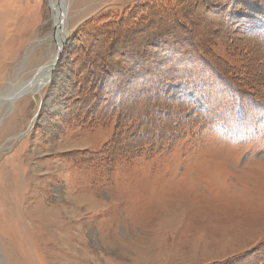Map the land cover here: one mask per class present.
Returning <instances> with one entry per match:
<instances>
[{
	"label": "rangeland",
	"instance_id": "obj_1",
	"mask_svg": "<svg viewBox=\"0 0 264 264\" xmlns=\"http://www.w3.org/2000/svg\"><path fill=\"white\" fill-rule=\"evenodd\" d=\"M65 2L50 80L12 103L57 45L50 0H0V264H264V114L215 102L264 108V0Z\"/></svg>",
	"mask_w": 264,
	"mask_h": 264
},
{
	"label": "trees",
	"instance_id": "obj_2",
	"mask_svg": "<svg viewBox=\"0 0 264 264\" xmlns=\"http://www.w3.org/2000/svg\"><path fill=\"white\" fill-rule=\"evenodd\" d=\"M162 7L160 6V5H156V6H154V7H152V8H150V10L147 12V14H148V19H146V21H141V22H143V23H145L146 24V27H148V26H150V25H152V24H154L153 22H158V21H161V15H162V13H161V9ZM135 19H136V17H134ZM158 18V21L156 20ZM158 24H159V22H158ZM124 25H125V23H124ZM148 25V26H147ZM161 25V24H160ZM143 26H139L138 28H142ZM120 30V29H119ZM261 32H263V31H261ZM124 35V33H122V34H120L119 33V37H122ZM127 39V37L126 38H124L123 40H126ZM125 47V45L124 44H119L118 45V47L117 48H124ZM110 52V51H109ZM109 52L107 51V48H106V52H105V54H109ZM121 52H123V51H121ZM133 52H135V50H129V52H125L124 53V55L126 54H128V55H132V53ZM122 54V53H121ZM134 54V53H133ZM133 56H135V55H133ZM132 56V57H133ZM106 60H108V59H106ZM109 61V60H108ZM111 62H107V61H105L106 62V64H108L109 66H112L113 68H117L116 66H115V64L117 63V60H110ZM164 68V67H163ZM183 70V69H182ZM108 71H109V73H111V74H113V71L111 72V70H109L108 69ZM180 72V71H179ZM154 73H155V75H154V77L152 76V77H150L149 78V81L147 82V84L145 83L144 84V86H143V92H140L141 94H143L144 96H145V100H146V102L145 103H143V104H140L139 106H141V107H139V108H141V110H143L144 111V113L146 112V117L149 115H151V114H153V113H155V110H154V108H156V107H161V108H164V105H163V102H165L166 100L164 99V97L161 95V94H159L160 92H159V87L161 86L160 85V83H159V81L158 80H156V69L154 70ZM154 84V86L153 85H151V84ZM196 85L198 86V87H196V88H198V89H202V88H204L206 85L205 84H203V83H196ZM216 86H219V85H216ZM213 89H214V86L212 87V89L210 90V91H212L213 92ZM116 90L117 89H115V93H116ZM225 91H226V93L224 94V95H219V96H217V98L215 97V100H217V101H215V102H224L225 100H232V102H231V104H229V107H228V109L226 110V115H228V116H232V115H234V114H236L235 112H233V111H229V109L231 110V108H234L235 110H238V109H240V114H238L239 116V119H240V121H241V125H247V123H248V125H249V123H252V119H255L258 115H256L258 112L260 113L261 112V114H264V108H263V106L261 105V104H258V102H256V101H252V102H249L250 103V105H252L253 106V108L255 109L254 110V116L253 115H251L250 113H249V109H246L247 107H246V105L248 104V103H245L244 105H242V103H243V101H242V96L239 94V92H237L236 90H234V93L235 94H233L232 93V91L230 90V88L229 87H227L226 89H225ZM154 94V95H153ZM136 96L137 95H135V98H136ZM222 100V101H221ZM242 102V103H241ZM183 106H185L184 104H182ZM234 106V107H233ZM189 107V106H188ZM255 107H257V109L255 108ZM172 110V109H171ZM252 110H250V112H251ZM144 116V115H143ZM141 116H138L137 118H140ZM249 118H251V120L249 119ZM131 120H132V118H130ZM250 121V122H249ZM205 124V123H204ZM206 125V124H205ZM118 128H120V127H118L117 126V129Z\"/></svg>",
	"mask_w": 264,
	"mask_h": 264
},
{
	"label": "bare ground",
	"instance_id": "obj_3",
	"mask_svg": "<svg viewBox=\"0 0 264 264\" xmlns=\"http://www.w3.org/2000/svg\"><path fill=\"white\" fill-rule=\"evenodd\" d=\"M65 1L66 0H50V3H49V7L51 10V15H52L53 23H54V31L52 34L51 41L57 45V54L53 57V61L48 65V67L44 69L41 68L40 70H38V73L36 72L37 75L35 78L33 77L34 79L32 78L24 82L23 84L16 86V89L12 92V96H15V99L13 101L11 100L12 103L18 100L20 97L25 96L26 94L30 92H33V93L37 92L39 86L43 87L50 80V76L59 61L57 60V56L60 53V50H61L60 47L63 46V42L67 34V31H66L67 4ZM149 262H150V259H149Z\"/></svg>",
	"mask_w": 264,
	"mask_h": 264
},
{
	"label": "water",
	"instance_id": "obj_4",
	"mask_svg": "<svg viewBox=\"0 0 264 264\" xmlns=\"http://www.w3.org/2000/svg\"><path fill=\"white\" fill-rule=\"evenodd\" d=\"M64 43V42H63ZM61 48V50H60V53L58 54V56H57V60H59V58H60V54H61V52L63 51V46H61L60 47ZM38 73V72H37ZM37 75V74H36ZM8 98L7 99H9L10 101L12 100H14L15 99V96H7Z\"/></svg>",
	"mask_w": 264,
	"mask_h": 264
}]
</instances>
